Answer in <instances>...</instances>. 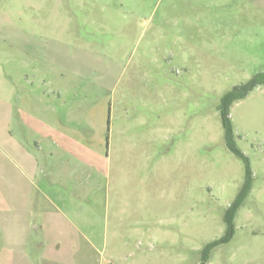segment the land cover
<instances>
[{
    "label": "rangeland",
    "instance_id": "rangeland-1",
    "mask_svg": "<svg viewBox=\"0 0 264 264\" xmlns=\"http://www.w3.org/2000/svg\"><path fill=\"white\" fill-rule=\"evenodd\" d=\"M0 7V19L51 22L50 89L69 90L70 111L102 133L87 157L93 170L81 174L92 183L86 217L74 219L87 237H77L76 263L202 264L211 247L207 264H264V84L230 109L247 162L228 148L220 113L226 94L264 74V0H2ZM18 65L0 59V73L21 79ZM11 106L10 120L8 108L0 113V264L10 262L3 222L13 204L5 199L27 190L18 155L34 145L16 118L17 100ZM247 166L252 187L234 213ZM71 259L64 251L62 260Z\"/></svg>",
    "mask_w": 264,
    "mask_h": 264
},
{
    "label": "crops",
    "instance_id": "crops-1",
    "mask_svg": "<svg viewBox=\"0 0 264 264\" xmlns=\"http://www.w3.org/2000/svg\"><path fill=\"white\" fill-rule=\"evenodd\" d=\"M51 29L47 19H0V59L18 61L22 72L21 79L4 70L0 73V113L8 108L2 117L10 120L11 103L17 100L16 118L34 141L33 151L23 147L18 155V171L27 190L22 197L5 199L8 205L13 204L5 208L13 218L3 222L10 259L5 264H78L81 248L77 237L87 240L84 228L74 221L86 217L84 205L90 196L86 189L92 182L83 180L81 174L87 166L93 170L87 157L100 148L102 133L89 127L80 110L70 111L64 99L69 90L58 88L55 93L50 89L54 59ZM61 77L66 79L63 74ZM64 251L71 253V261L62 260Z\"/></svg>",
    "mask_w": 264,
    "mask_h": 264
},
{
    "label": "trees",
    "instance_id": "trees-1",
    "mask_svg": "<svg viewBox=\"0 0 264 264\" xmlns=\"http://www.w3.org/2000/svg\"><path fill=\"white\" fill-rule=\"evenodd\" d=\"M1 1V0H0ZM264 84V74L257 75L251 82H249L246 85L235 87L231 92L226 94L223 99L222 103L220 105V113L222 118L223 127L225 130V137H226V143L228 148L238 157L245 160L247 162L246 157L244 154L237 148V145L234 140V134H233V125L230 118V109L233 106V104L237 101H240L247 97L256 87L259 85ZM252 187V172L249 166H247V180L245 184L242 187V190L236 200V202L232 205L231 209L235 213L237 208L243 203V201L248 196V193ZM227 222L229 223L230 229L232 230V221L231 219L227 218ZM211 247H208L205 250V258L203 260L202 264H207L208 260V253L210 251Z\"/></svg>",
    "mask_w": 264,
    "mask_h": 264
}]
</instances>
